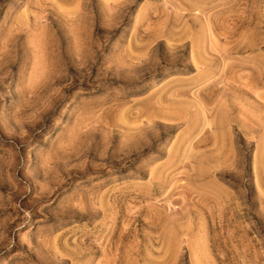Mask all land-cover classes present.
I'll return each mask as SVG.
<instances>
[{
    "label": "rangeland",
    "instance_id": "rangeland-1",
    "mask_svg": "<svg viewBox=\"0 0 264 264\" xmlns=\"http://www.w3.org/2000/svg\"><path fill=\"white\" fill-rule=\"evenodd\" d=\"M0 264H264V0H0Z\"/></svg>",
    "mask_w": 264,
    "mask_h": 264
}]
</instances>
